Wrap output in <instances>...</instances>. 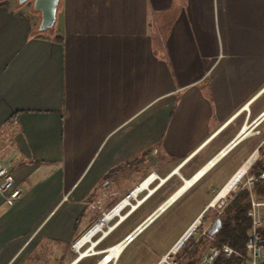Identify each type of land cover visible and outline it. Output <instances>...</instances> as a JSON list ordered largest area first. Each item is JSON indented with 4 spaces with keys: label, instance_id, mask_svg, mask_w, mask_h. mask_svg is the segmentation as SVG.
I'll return each instance as SVG.
<instances>
[{
    "label": "crops",
    "instance_id": "obj_1",
    "mask_svg": "<svg viewBox=\"0 0 264 264\" xmlns=\"http://www.w3.org/2000/svg\"><path fill=\"white\" fill-rule=\"evenodd\" d=\"M16 3L0 0V164L21 196L0 198V264H98L125 235L94 249L110 230L162 205L114 263L155 264L186 225L144 237L153 221L213 209L248 160L264 164V118L239 134L264 109V0H57L46 28Z\"/></svg>",
    "mask_w": 264,
    "mask_h": 264
},
{
    "label": "built area",
    "instance_id": "obj_2",
    "mask_svg": "<svg viewBox=\"0 0 264 264\" xmlns=\"http://www.w3.org/2000/svg\"><path fill=\"white\" fill-rule=\"evenodd\" d=\"M263 118H264V109L260 112L259 116H257L256 118H254L248 122L246 120L247 118H245V120L241 126V129L239 131V134H241V135L242 134L253 135V134L257 133L258 130L256 129V126H257L258 122ZM210 163L211 162L209 161V164ZM153 175H154V173L151 172L147 176H153ZM154 177H156V176L154 175ZM154 177L152 179H154ZM254 180H255V178L252 175H246L244 178L243 186L248 187ZM20 196H21V189L15 183L14 176H13L11 170L0 164V198L3 200V202L5 204L12 205L20 198ZM224 204H225V202H224L223 198H220L215 203H209V205L214 207V209L216 210V213H220ZM159 207H160V205H158L155 208V210L158 209ZM162 210L159 211L155 216H157L160 212H162ZM154 211H152V212H154ZM246 215L250 219V225L246 231V239H245L244 246H243L244 251L241 255V260H240L239 264H261L264 260V248H263L264 247V237L261 236V234L259 233V229L264 227V202H256L250 197L249 209L246 212ZM199 216H200L199 218H195L189 224V225H191L194 223L195 220H197V222L194 224V226L190 229L189 233L194 231L195 228L197 227V225L200 223L201 213L199 214ZM134 228L132 230H130L127 234H125L115 244L123 241V244H122V246H123L124 244L130 242L131 239L134 237V235L130 236V233L134 231ZM189 233L187 235H189ZM77 240H78V238H76L71 243L72 249H74V245L76 244ZM184 241L185 240H183L182 242H184ZM84 244H81L80 247L83 246ZM115 244H113V245H115ZM113 245L99 250V252L101 253V257H100L99 261H102L103 262L102 264H114L115 263L117 256L112 255L111 251H110V248ZM79 248H76L74 251L78 253ZM176 249L177 248L172 250V246H171V248L165 254H163L160 257V259L158 260V262H156L155 264H171L168 261V259L170 257V253H175ZM84 251H85L84 253L88 252V250H86V249ZM90 252H96V251L91 250ZM232 253H233V250L227 244H221L218 246L217 245H210L206 251H204L203 253H201L197 257L194 264H212L213 260L217 256L222 255L224 257H228ZM77 256H79V254Z\"/></svg>",
    "mask_w": 264,
    "mask_h": 264
},
{
    "label": "trees",
    "instance_id": "obj_3",
    "mask_svg": "<svg viewBox=\"0 0 264 264\" xmlns=\"http://www.w3.org/2000/svg\"><path fill=\"white\" fill-rule=\"evenodd\" d=\"M54 40H59L58 36L53 37ZM247 175H252L255 180L248 186L239 188L236 192L228 191L227 196L229 199L222 207L220 213H214L212 223L215 219H219V225L216 231L209 236L208 230L205 232V236L210 238L212 245L227 244L233 250V253L224 257L222 255L217 256L212 264H239L241 255L244 251L243 246L246 239V231L250 225V219L246 215L249 209V201L251 191L255 195L264 196V188L260 185L264 183V164L258 166L254 161L246 170ZM259 185V186H258ZM251 186V187H250ZM211 226V224H210ZM259 233L264 237V227L259 229ZM179 248L175 252L176 264H194L196 261L195 251L196 246ZM264 248V247H263ZM261 264H264V260Z\"/></svg>",
    "mask_w": 264,
    "mask_h": 264
},
{
    "label": "rangeland",
    "instance_id": "obj_4",
    "mask_svg": "<svg viewBox=\"0 0 264 264\" xmlns=\"http://www.w3.org/2000/svg\"><path fill=\"white\" fill-rule=\"evenodd\" d=\"M18 3H16V4H18ZM21 3L26 6V12L27 13L33 14V15L37 16L40 19V13H39V11L33 7V0H26V1L21 2ZM22 4H20L19 6H21ZM259 151H260L259 154H261V157L260 158L261 159H264V144L262 145V147L260 148ZM245 176H246V174L244 173V175L240 178V180L233 187L232 192H236L239 188H242L243 187L242 185H243ZM260 186L262 188H264V183L262 185H260ZM144 193L145 192H142V194H144ZM250 194L252 196H256L253 193V191H251ZM228 199H229L228 196H225L223 198V200H224L225 203L227 202ZM143 208H145V207H143ZM185 208L189 209L190 207L189 206H186ZM128 209H129V206L128 207L126 206L122 210L121 214H123ZM141 210H142L141 207L140 208H137L130 215H128L125 219H123L119 224H117L112 230H110L102 238V242L100 243V245L97 244L94 249H97L99 246L104 245L105 243H107V242H109V241H111V240H113L115 238L121 237L123 234H127L130 231L131 227H133V225H135V222L138 220V218L141 215H143V212H141ZM215 212L216 211H215V209L213 207V209H210L208 211H205V212L201 213L200 223L197 225V227L195 228V230L192 231L191 233H189V235H187L185 237V239H184V240L189 239L188 241L185 242V247L186 248L190 247L191 245H193V247L196 246V251H195V257L196 258L201 253H203L204 251H206L207 248L210 245H212L211 242H210L211 239L205 236V232L210 227V224H212L213 215H214ZM198 214L199 213H192V212H184V213H180V214H175L174 211L168 210L163 215H161L158 219H156L155 221H153L147 227V229H146L145 233L143 234V236L144 237H147V236L151 237L152 235H156L158 233L161 234V230H165V228H168V227L170 229L177 228L179 226V223L184 220V225H186V226L181 230V232H180V234H181L187 228V226L197 217ZM101 215L102 214L99 215V217L97 218V220L100 218ZM117 218H118L117 216L116 217H113L109 221L108 225H111ZM169 218H170L169 224L168 225H165V223L168 221ZM175 219H177V220L175 221ZM172 222H175V223H173V225H172ZM92 225H90V226H92ZM106 229H107V227L106 226H103V230H106ZM180 234H178V236ZM100 235H101V232H97L96 234L93 235V237L91 239L92 240H95ZM86 246L87 245H85L82 248L84 249V248H86ZM183 247H184V244L182 242V244L177 247L176 251L179 248H183ZM179 251H177V252H179ZM176 253H170V257H169L168 261L171 264H176L175 263V261H176L175 254Z\"/></svg>",
    "mask_w": 264,
    "mask_h": 264
},
{
    "label": "bare ground",
    "instance_id": "obj_5",
    "mask_svg": "<svg viewBox=\"0 0 264 264\" xmlns=\"http://www.w3.org/2000/svg\"><path fill=\"white\" fill-rule=\"evenodd\" d=\"M249 162H251L250 160H248L243 166L242 168L240 169V171L232 178V180L230 181V183L228 184V186L226 187V189L221 193V195L227 190V188L233 186V184H235V182H237V180L240 178V176L242 174L245 173V170L249 164ZM154 177L153 176H147L145 181L140 185L139 188H137L133 193L132 195H134L140 188L141 186H146L147 183L149 181L152 180V178ZM192 180L190 181H187L186 184L183 186L182 189H184L185 187L188 186V184L191 183ZM181 189V190H182ZM180 190V191H181ZM224 195H222L220 198H223ZM128 203V201L125 199L123 201H121L118 205H115V207H113L110 211H108L106 214H103L102 217L100 218V220L95 223L94 225H92L86 233L84 232L82 235H80L78 237V240L76 242V244L74 245V249L76 248H79L81 244H84V243H88L90 244L89 247L86 248V250L88 251H91V249H93V244L92 243V237L94 234H96L97 232H101V233H104V235L108 232H106V230H103V226H106L107 228L108 227H111V226H108V223L109 221L114 217V216H119V217H123V215H120V210ZM167 203V202H166ZM212 203V202H211ZM132 207V206H131ZM165 206H160L158 209H156L150 216H149V219L152 218V220L155 218L154 216L159 212L161 211L162 209H164ZM200 216H197L196 218H199ZM152 220H150L148 222V219L144 221V223H142L139 228H141V226L143 224H145L146 222L150 223ZM197 222V220L194 221L193 224L189 225L186 230L181 234V236L176 240V242L174 243V245L172 246V250H174L175 248H177L181 243L182 241L184 240V238L186 237V235L189 233L190 229L194 226V224ZM112 229V227L110 228ZM142 229V228H141ZM137 232V230H134L133 232L130 233V236H133L135 235V233ZM103 235V236H104ZM122 244H123V241L113 245L111 248H110V251H111V254L114 255V256H117L118 253H119V250L120 248L122 247ZM85 251L83 250L81 253L78 252L79 256H82L83 254H86L84 253ZM103 262L100 261L98 264H102Z\"/></svg>",
    "mask_w": 264,
    "mask_h": 264
},
{
    "label": "water",
    "instance_id": "obj_6",
    "mask_svg": "<svg viewBox=\"0 0 264 264\" xmlns=\"http://www.w3.org/2000/svg\"><path fill=\"white\" fill-rule=\"evenodd\" d=\"M26 0H18V2H24ZM56 4H57V0H33V7L37 10H39L40 13V28H46L49 27L53 20H54V14H55V8H56ZM129 211V210H128ZM127 211V212H128ZM127 212L124 213L127 214ZM153 213V212H152ZM150 213L148 216H146L135 228L134 230H141V228H143L151 219H149V216L152 214ZM122 219V217H118L113 224L111 225V227H114L120 220ZM148 219V222H146L145 224H143L141 226V228H139V226L144 223L145 220ZM219 225V219H215L214 222L211 224V226L209 227L208 230V235L211 236L216 229L218 228ZM111 227H108L106 229V232L110 230ZM104 235V233H101V237ZM99 240V239H98Z\"/></svg>",
    "mask_w": 264,
    "mask_h": 264
}]
</instances>
